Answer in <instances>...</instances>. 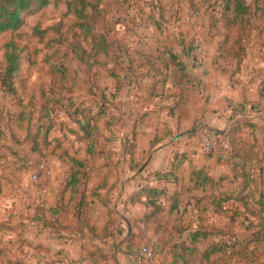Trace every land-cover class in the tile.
<instances>
[{
    "label": "crops",
    "instance_id": "0c3cea01",
    "mask_svg": "<svg viewBox=\"0 0 264 264\" xmlns=\"http://www.w3.org/2000/svg\"><path fill=\"white\" fill-rule=\"evenodd\" d=\"M206 33L209 34L208 30ZM259 37L253 58L247 52L239 70L218 57L214 39L210 45L203 43L198 58L189 44L130 49L132 60L139 52L159 51L167 62H180L184 66L186 86L183 91L176 84L170 64L164 68L157 62L161 75L154 77L145 69L147 77L142 82L145 87L139 95L145 108L142 113L136 117L133 110H115L119 115L113 111L114 123L121 116L126 120L119 135H115L114 123L107 128L105 118L100 120L102 134H110L117 143L108 145L107 154L96 156L93 162L92 175L83 189L88 208L80 218L75 215L76 200L71 199V190L61 193L67 167L55 156L43 159L33 152L30 138L26 137L36 131L39 97L31 108L35 113L28 130L26 121L19 122L17 116L9 118L0 113V250L22 264H170L173 248L182 241L188 243L189 234L185 231L182 237L174 234L170 238L161 235V223L168 231L175 223L167 213L169 195L179 193L183 207L187 199L199 194L193 190V173L203 171L218 178L230 172L231 160L227 154L210 155L203 151L199 143L201 128L211 126L224 132L232 128L236 119L247 117L253 126L242 127L236 133L238 144L252 142L253 133L259 139L264 137V31ZM164 41L170 43L166 37ZM133 61L136 63L137 59ZM157 79L161 83L157 82L155 95H151L149 85ZM238 105H241L240 114L232 110ZM8 109L15 114L19 108L15 105ZM154 111L160 114L157 119H161L160 126L146 128V120ZM61 120L68 122L66 117L57 119ZM246 130L250 132L247 143L240 139ZM123 135L134 138L131 153L124 152L119 140ZM54 137L62 139L70 154L87 159L85 145L73 142L74 137L65 128L59 129L57 125L48 139ZM42 160L51 166V174L37 183L30 175ZM156 172L162 175L154 177ZM145 186L163 189L167 194L159 198L162 211L147 221L145 214L153 209L147 204L146 194L139 192ZM190 214L188 209L183 217L184 226ZM203 215L210 225L227 227V220L213 215L212 210ZM151 238L156 244L154 256L139 260L134 249L138 251ZM3 261L1 256L0 263Z\"/></svg>",
    "mask_w": 264,
    "mask_h": 264
},
{
    "label": "trees",
    "instance_id": "16d2710c",
    "mask_svg": "<svg viewBox=\"0 0 264 264\" xmlns=\"http://www.w3.org/2000/svg\"><path fill=\"white\" fill-rule=\"evenodd\" d=\"M179 1L181 2V0H173V3L178 4ZM102 2L103 0L67 1V8H75V12H78V15L87 21L78 24V29L82 31L79 43L71 45V49H69L68 47L73 43V41H69L67 44L69 50L65 49L62 53L58 49L49 48L45 51V60L38 66L35 64V69L49 79L47 91H45L48 98H43V89L36 91L32 87L28 92L29 97L26 102L24 100L27 94L18 97L15 101V105L21 107L15 114L10 113L8 107L0 109V113H5L6 117L17 116L19 122L26 121L28 130L35 113L31 108L35 106L37 96H41V100L37 101L36 131L31 135L28 133L26 137L30 138L33 152L43 159L49 155L55 156L67 167L61 193L67 189L71 190V199L75 198L76 200L75 215L79 218L86 213L88 208L84 199V190L93 172V162L96 156L107 154L108 145L102 141L103 128L99 123L107 112L105 108H101L97 112H93L89 108L87 111H84V108L81 110L76 107L80 103L75 104L74 98L69 96L68 99L64 93L56 92L57 86L54 85H58L61 80L66 79L70 72L71 67L67 63L71 62V56L87 66L95 65L93 63H97L99 58L113 59L117 64L116 70L125 71L122 74L126 80V87L134 86L136 89L137 86L133 82H143L146 79L145 69L147 74L151 71L152 76L157 77L161 75V71L157 69L156 63L159 62L164 68H168L170 64L172 70L175 71L173 78L176 84L181 85L183 91L186 86L184 66L180 62H167L161 57L159 51L153 54L139 52L141 61L138 65L132 60L130 49L125 47L118 50L120 52L117 53V58L112 56L113 53L105 35L94 32L95 19L92 20L89 16L91 13L87 15V11H85L88 7L98 8ZM183 2H186L188 8L193 12L199 11L202 7L205 9L203 12L205 15L207 14L209 29L212 30L214 36L220 37L217 42L218 57L225 58L227 57L225 55H229L230 58L226 61L228 64L230 61L233 63L232 59H236L237 63L234 62L233 67L239 70L242 60L246 56L240 43L244 39V32L250 29L251 14H255L264 21V0H183ZM48 4L49 0H0V33L16 31L22 26L25 14L31 13L35 9H41ZM234 27L236 29L232 30L231 28ZM49 28L52 29V27ZM263 31L264 26L259 29L258 36ZM89 34L90 37H88ZM64 40V37L61 36V39L51 38L49 42H52L53 46L57 42L62 44ZM86 40H88L87 45L82 47ZM219 47H222V50H219ZM52 49L53 51L49 53ZM56 54L61 55L60 61L52 58ZM22 59L21 49L14 42H9L5 46L3 60L0 61V88L3 95L9 96L8 94L16 93L18 87L15 82L16 80L21 82L23 78L21 76ZM116 70L109 71L110 77L116 80L115 91L121 88ZM157 82L161 83V79H157L149 85L151 95H155L154 90ZM113 94L111 97H116ZM74 105V110L70 112V108ZM28 106H31V111L28 110ZM55 111H62L68 122L63 120L58 122ZM109 114V120L112 118L113 121L112 109ZM112 121L110 123L105 119L104 126L109 128ZM57 125H59V129L65 128L74 137L73 142L85 145L84 153L87 159H78L77 156L70 154L68 148L62 145V139L57 137L52 140L48 139L49 133ZM252 126L249 118L242 117L234 121L232 128L224 131L230 146L227 153L231 160L228 174L214 178L205 175L203 171L193 173V190L199 194L192 195L187 199L183 207L180 205L179 193L175 192L169 195L170 205L167 213L175 223L170 231L161 223V235L167 234L170 238L174 234L182 237L185 231L189 234L188 243L182 241L173 248V259L170 264H179V262L181 264H264L259 258L261 254H256V251L264 246V137L259 139L253 133L252 142L242 146L235 139L236 133L242 127ZM133 136L123 135L120 137L119 140L125 148L124 152L131 153L133 151ZM62 138L65 140V135ZM160 174L162 175V173L156 172L154 177H158ZM139 192L146 194L147 204L151 205L153 209L147 215L145 214L144 219L147 221L148 218L155 216L160 209L162 211L159 198L160 196L167 197V194L163 189L157 190L149 186L143 187ZM188 209L191 214L188 217L187 225L184 226L183 217ZM209 209L212 210L213 215L227 220L225 229L215 226L214 223L210 225L206 221L203 214ZM165 242L163 241V244ZM132 244L134 243L132 242ZM1 256L4 261L0 264H22L18 260L9 258L0 250Z\"/></svg>",
    "mask_w": 264,
    "mask_h": 264
},
{
    "label": "rangeland",
    "instance_id": "374dc122",
    "mask_svg": "<svg viewBox=\"0 0 264 264\" xmlns=\"http://www.w3.org/2000/svg\"><path fill=\"white\" fill-rule=\"evenodd\" d=\"M67 1L69 0H49V4L45 7L38 10L35 9V11L31 13L25 14L23 17V24L19 29L14 32L4 31L0 33V61L3 60L5 46L9 42H14L16 46L21 49V56L23 58L21 72L23 78L21 82L17 80L15 82V85L18 87L16 88V93L12 95L8 94L9 96L3 95L1 92L2 89L0 88L1 110L15 106L17 98L25 94H27L24 100L26 102L29 97L28 92L32 87L36 91L43 89V98H48L45 91H47L49 79L43 76L42 72L35 69V64L38 66L40 65L39 63L45 60V51L49 48H53L54 50L58 49L60 53H62L65 49H71V45L79 43L82 31L78 29V24L87 21V19L80 17L78 12H75V8H67ZM204 10L205 9L202 7L199 11L193 12L183 0H181V2L179 1L178 4L173 3V0H103L98 8L94 9L93 7H88L85 11H87V15L91 13L89 16L92 20L93 18L95 19L93 23L94 32L105 35L109 42V47L112 50V56L117 58L116 55L120 52L118 50L120 48L123 49V47L127 49H155L157 47L161 48V45L163 47H172L174 44L181 43L182 45L189 44L188 46L194 49L196 43H200V38L202 46L203 43L204 46H206V43L210 45L214 36H212V34L211 36L209 35L212 30L209 29L208 17L207 14H204ZM162 16H164V18L161 19ZM249 26L250 29L244 32V39L240 44L241 49L244 50L246 55L247 52H249V57L253 58L260 39L258 31L264 26V21L255 14H251ZM49 27H52V29ZM231 29L235 30L236 28L234 27ZM44 30L47 31L44 32ZM207 30L209 34L206 33ZM61 36L64 37V42L62 44L57 42L52 46V42H49V39L56 38L57 40L61 39ZM195 36L197 37L195 38ZM88 37H90V34ZM164 37H166L170 43H166ZM257 37L258 40H256ZM218 39H220L219 36H216L214 39L216 40V45ZM69 41H73V43L68 47L67 44ZM87 41L88 40L84 41L82 47L87 45ZM221 48L222 47H219V50H222ZM53 49L50 50L49 53H51ZM135 54L137 55V53ZM225 56L227 57L224 58V64L233 67V63H237L236 59H232L233 63H231V61L229 64L225 63L228 61V58H230L229 55ZM52 58L57 61L62 59L61 55L57 54ZM108 59L109 57L99 58L98 64L93 63L95 65L87 66L71 56V62L67 63L71 67L69 70L70 72H68L66 79L61 80L58 85H54L57 86L56 92L58 94L64 93V96L67 98L69 96L72 97V99L74 98L75 104L80 103L76 107L81 110L84 108V111H87L89 108L92 109L93 112H97L100 111L101 108H105L107 114L104 118L110 123L109 113L111 109L112 112L114 111L116 114H118L119 111H127L128 109L130 111L133 110L136 112L134 116L138 117L145 109L143 108L144 105L141 104L142 98L139 96L145 87V83L134 81L133 84L137 86V89L134 88V86L132 88L126 87V80L122 74L125 71L121 69L119 71L116 70L117 64L114 63L113 59ZM136 59V64L138 65L141 61V57L139 55H137V58L133 57V60ZM111 69L117 71L122 89L118 88L117 91L114 90L116 80L109 75ZM139 69H141V67H139ZM57 79L59 80L60 78ZM112 94L116 97H111ZM38 97L39 100H41V96L38 95ZM240 106L241 105H238L232 110L240 114ZM17 107L21 108L20 106ZM30 108L31 106H28L29 111H31ZM74 108L75 105L70 108V112H72ZM55 114L58 119L60 117H66L62 111H55ZM233 115H235V113H233ZM159 118L160 114L154 111L146 120L148 121L146 128L150 126H156L157 128L160 126L161 119L157 120ZM114 122L115 121H113V123ZM125 122L126 120L121 116V119H118L117 123H114L115 126L112 125L115 135L122 133L126 126ZM205 128L206 127H202V129ZM207 128L212 129L211 126ZM152 133L153 132H151V134ZM111 137L113 136H110V134H102L103 143L106 145H114L117 143V141H114L115 139L110 141ZM240 139L246 143L249 142L250 132L247 130L243 132ZM199 143L201 145L200 136ZM214 154L217 155V153ZM210 155L212 154L210 153ZM40 182L41 180L37 181V183ZM134 251L137 253L136 248ZM256 252V254H261L259 257L260 261L264 262V246L260 247ZM144 259L149 260L151 257H144Z\"/></svg>",
    "mask_w": 264,
    "mask_h": 264
},
{
    "label": "built area",
    "instance_id": "2783aa9c",
    "mask_svg": "<svg viewBox=\"0 0 264 264\" xmlns=\"http://www.w3.org/2000/svg\"><path fill=\"white\" fill-rule=\"evenodd\" d=\"M197 40V39H196ZM203 46L200 43H196L194 48V56L198 58L199 54L202 52ZM201 146L206 154L217 153L220 156H224L229 152L230 146L228 138L224 132H219L214 129H202L199 133ZM51 174V166L47 161H40L34 172L31 173L30 177L33 181L39 180L41 177H47ZM155 239L151 238L146 243H144L137 252L138 259H144V257H153L155 254Z\"/></svg>",
    "mask_w": 264,
    "mask_h": 264
}]
</instances>
